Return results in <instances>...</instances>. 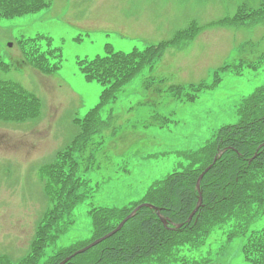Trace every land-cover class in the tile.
<instances>
[{"label":"rangeland","instance_id":"374dc122","mask_svg":"<svg viewBox=\"0 0 264 264\" xmlns=\"http://www.w3.org/2000/svg\"><path fill=\"white\" fill-rule=\"evenodd\" d=\"M259 3L53 0L36 13L0 19V79L19 83L42 105L40 115L27 121L0 120V255L17 261L27 253L37 222L51 207L42 167L74 138L76 119L100 101L105 86L88 81L78 60L104 54L108 43L115 50H142L173 39L192 23L199 27L193 38L168 45L161 58L145 66L103 108L94 136V142L101 140L94 152L96 166L86 174L98 188L75 208L59 246L93 238L88 205L120 207L140 200L154 182L185 169L186 152L202 147L222 126L239 121L245 98L264 83V22L223 19L242 4ZM36 47L54 50L49 62H60V68L52 73L37 70L27 59ZM218 76L216 85L198 91L193 100L176 95L175 85L213 83ZM263 226L264 214L251 228ZM245 238L231 239L213 264H252L243 254ZM225 240L224 230L215 229L200 250Z\"/></svg>","mask_w":264,"mask_h":264},{"label":"trees","instance_id":"16d2710c","mask_svg":"<svg viewBox=\"0 0 264 264\" xmlns=\"http://www.w3.org/2000/svg\"><path fill=\"white\" fill-rule=\"evenodd\" d=\"M53 0H0V18H14L50 7ZM236 13L233 22H258L264 19V0L260 6H247ZM231 20V21H232ZM184 31L175 36L180 40ZM171 41L150 45L144 50L117 51L106 44L105 53L78 62L88 80L104 85L100 102L84 118L76 119L78 127L74 138L60 149L56 158L42 168L45 187L51 207L46 210L35 226L27 253L13 261L0 255V264H58L71 255L65 264H213L220 251L231 239L247 235L243 254L252 264H264V227L252 229L251 225L264 214V146L258 155L250 158L264 142V83L256 88L242 103L240 119L235 124L219 128L204 145L184 155L188 160L185 169L174 171L154 182L138 201L120 207L99 206L88 208L92 219L94 236L101 237L114 228L132 210L143 202L161 209L170 218V226L182 223L181 227L167 228L157 210L142 207L114 235L75 256L74 252L91 242L81 245L56 246L61 235L73 222L75 208L89 194L97 191L91 186L87 172L96 166L94 152L101 140L94 142L99 131L100 114L103 108L114 101L126 85L147 64H152ZM29 61L39 70L52 72L58 68L49 62L48 54L35 48ZM228 66L221 69L226 70ZM213 83L200 82L188 87L174 86L180 99H195L198 91L211 88ZM190 88L193 91H184ZM41 100L31 91L14 81L0 79V120L25 121L39 116ZM227 150L204 175L201 181L203 201L191 221V211L196 207L199 192L196 181L203 170L213 162L221 149ZM223 229L224 243L206 251L200 248L215 229ZM219 237L222 236L218 232ZM218 237V238H219ZM218 238L216 242H218ZM213 243V241H212Z\"/></svg>","mask_w":264,"mask_h":264},{"label":"water","instance_id":"95a60500","mask_svg":"<svg viewBox=\"0 0 264 264\" xmlns=\"http://www.w3.org/2000/svg\"><path fill=\"white\" fill-rule=\"evenodd\" d=\"M219 154H220V152H219ZM219 154H217L216 156H215V158H214V162L217 160V158H218V155ZM212 166V164L210 165V166H208L201 174H200V176H199V178H198V180H197V184H196V187H197V189L200 191V183H201V180H202V178H203V176L205 175V173L210 169V167ZM201 202H202V196H201V193H200V196H199V203H198V206L196 207V208H198L199 206H200V204H201ZM142 206H149V207H154L152 204H150V203H143V204H141L140 206H138V207H136L133 211H132V213L125 219V220H123V222L120 224V226H118L117 227V229L116 230H118V229H120V227L124 224V222L128 219V218H130L138 209H140ZM160 214V213H159ZM192 219V217L190 216L189 217V220H191ZM162 220L166 223L167 222V220L165 219V218H163L162 217ZM115 230V231H116ZM114 231V232H115ZM114 232H112V233H114ZM111 233V234H112ZM101 240V239H100ZM100 240H98V241H100ZM87 249V247L86 248H83V249H80V250H78L76 253H79V252H82V251H85ZM75 253V254H76ZM69 259V257L67 258V259H65L64 261H62L60 264H64L67 260Z\"/></svg>","mask_w":264,"mask_h":264},{"label":"bare ground","instance_id":"6f19581e","mask_svg":"<svg viewBox=\"0 0 264 264\" xmlns=\"http://www.w3.org/2000/svg\"><path fill=\"white\" fill-rule=\"evenodd\" d=\"M198 210H199V208H193V210H192L191 213H190V216L193 218L194 215L197 213ZM190 216H189V217H190ZM188 221H189V218H188Z\"/></svg>","mask_w":264,"mask_h":264}]
</instances>
